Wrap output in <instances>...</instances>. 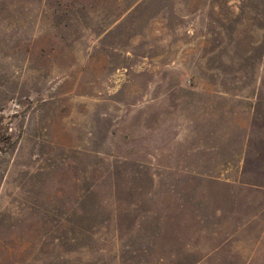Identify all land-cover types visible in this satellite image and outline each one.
I'll return each instance as SVG.
<instances>
[{"label": "rangeland", "instance_id": "374dc122", "mask_svg": "<svg viewBox=\"0 0 264 264\" xmlns=\"http://www.w3.org/2000/svg\"><path fill=\"white\" fill-rule=\"evenodd\" d=\"M253 98L264 0H0V264H264Z\"/></svg>", "mask_w": 264, "mask_h": 264}, {"label": "crops", "instance_id": "0c3cea01", "mask_svg": "<svg viewBox=\"0 0 264 264\" xmlns=\"http://www.w3.org/2000/svg\"><path fill=\"white\" fill-rule=\"evenodd\" d=\"M253 100L255 101V104L243 108L246 110L245 115L242 116L238 114L234 115L230 123V129L232 130V132H235L236 130L240 132V139L238 142L239 145L241 146V150L240 152H238L239 155L238 161L240 162V165L239 167L235 168L238 169L237 171H241L242 169H244V165L246 162L245 156L249 153H252V148L254 147L255 143H257V145L261 144V146L264 148V114L263 112L259 113L260 110L257 107L256 98H253ZM224 127H226V125ZM257 132L259 133L257 134ZM262 152H264V149L262 150ZM231 170L232 167L230 165H223L219 171L222 174H224L227 171H231ZM215 180L221 182V184L233 185L234 187L228 193L221 194L220 199L214 200V202H217V205L214 207H216V211L218 212L226 211L227 213L228 212L233 213L235 212V210L237 212L244 211L250 208L247 205L248 202L261 201L262 197L264 198V185L257 186L255 184L242 180L239 177H234V178L217 177ZM252 186H256L258 187V189L262 187L261 188L263 190L262 191L263 193L261 195L262 197L260 195L247 194L248 191L252 190L251 189ZM197 201L202 202V200H197ZM194 250H200L198 251L200 252L199 254L200 260H202L204 256H206L202 254V250H204L202 247L197 246L194 248ZM235 250L236 247L217 245L214 248L210 249V253L218 256L234 257L236 255L234 253ZM202 263H203L202 261H197L193 264H202Z\"/></svg>", "mask_w": 264, "mask_h": 264}]
</instances>
